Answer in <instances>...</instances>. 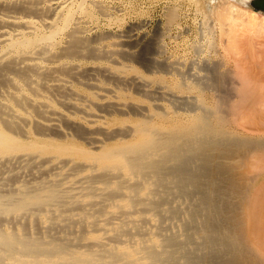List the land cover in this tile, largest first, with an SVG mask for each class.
Listing matches in <instances>:
<instances>
[{"label": "bare ground", "instance_id": "bare-ground-1", "mask_svg": "<svg viewBox=\"0 0 264 264\" xmlns=\"http://www.w3.org/2000/svg\"><path fill=\"white\" fill-rule=\"evenodd\" d=\"M70 1L0 0V264H264V136L237 129L264 131L259 0H207L231 66L174 81L201 96L183 117L131 100L128 83L145 77L119 61L124 49L91 44L90 1ZM85 56L112 62L82 70ZM85 76L104 81L73 91ZM207 88L240 101L208 103Z\"/></svg>", "mask_w": 264, "mask_h": 264}, {"label": "rangeland", "instance_id": "rangeland-1", "mask_svg": "<svg viewBox=\"0 0 264 264\" xmlns=\"http://www.w3.org/2000/svg\"><path fill=\"white\" fill-rule=\"evenodd\" d=\"M66 1L69 2V0H66ZM80 1L79 0H76V1L71 0L70 2L72 3V2H80ZM89 1H90L89 6H91L92 10H93L92 11L93 17H91V21H90V17H88L87 15H83V21H84L83 23L84 24L82 25V27H84V29L86 31L85 36H87V38H89V40L90 39L94 40L93 42H91V44L93 46L98 45L99 47L102 46V48L106 47L109 50L112 49V50H116V51H118L120 48H121L120 50L124 49L122 51L125 52V55H127L128 58L124 57V56H122V57L119 56L118 57L119 61L122 64H124L125 66H128V67L130 66L131 68H134L138 74L145 77V78H143L145 81L141 78L140 79L141 83H139V84L135 83L134 81L130 82L131 84L128 83L129 87H126L124 92L127 93L128 96L131 97L132 101H134V100L139 101L142 105H144L143 106L144 108L147 107L144 110L145 114L148 113V112H146L147 110L150 111V109H155V108L159 107L158 109H160V110L167 109L170 112L171 111L174 112V109H175L177 111L178 116H180V117L186 116V114L188 112L185 111V108L181 107V105H183L182 102L187 100L188 103H191V104L195 103V105H196L199 102V99H201V96L199 95L198 92L180 91V90L175 89L173 87L174 81H179V80L182 81L183 80L189 84L194 83V81L195 82H197V81L203 82V80H204V82H206V81L208 82V80L210 81V79L213 77V71L216 68L218 69V67H219L218 71L221 72L223 70V73L224 72L226 73L228 71V69H230L229 68L230 64L227 63L228 61L227 62L224 61L221 58V56L217 55L215 50H214V46H212L213 40L211 39V35L207 29V20L208 19H206L207 13L205 10L206 9L205 5H206L207 0H199V1L198 0H179V1H177V0H167V1L166 0H89ZM92 1H94L93 4L97 2L98 3L97 6L93 5L91 3ZM194 5H197L196 8ZM99 6L103 7V8L100 7V8H102V9H100L102 11L101 12L99 11L100 13L98 12ZM200 10H201V12H200ZM171 11H176V14H178V16L172 22L169 20V14ZM105 12H107L106 15H101L102 13H105ZM204 12H205L206 16L203 14ZM107 14H109V15H107ZM202 16H205V19ZM202 22H203V24H202ZM140 23H141V25H140ZM168 24H169V26H168ZM136 25H137V27H136ZM202 29H205L204 32L202 31ZM127 31H128V33H127ZM106 32H108V33L106 34ZM93 35H94V37H93ZM110 35H113V36H110ZM91 36H92V38H91ZM115 36H118V37H115ZM109 37H111V38H109ZM140 37H141V39L139 41L138 39ZM206 38H208V39H206ZM112 39L113 40L115 39V40L113 41ZM159 39H161V40L159 41ZM100 40H101V43H100ZM124 40H126V42L127 41L128 42L126 43ZM205 40H207V41L205 42ZM90 41H92V40H90ZM95 41L98 43H96ZM111 41H113V42H111ZM163 41L165 42V45L163 44L164 43ZM122 43H124V44H122ZM145 43H147V44H145ZM160 43H162V44H160ZM112 44H116V45L113 46ZM156 45L158 48L156 47ZM142 46H143V49H142ZM163 46H165V48ZM126 48H127V50H126ZM140 48H141L142 52L140 50V53H139ZM210 48H212L213 50ZM144 50H146L145 54L147 52V54H146L147 56L145 54L142 55ZM221 52H222V50H221ZM161 53H163V54L161 55ZM139 55H142V56L140 57ZM86 57L87 56H85L84 58H81V57L74 58V60L77 61L78 63H80L82 68L84 67L85 69H86V67H91V66L108 65L107 63L112 62L111 60L107 61L106 59L96 60L93 58L94 59L93 60L92 58L90 59V57H87V59H86ZM136 57L140 58V60L137 59ZM144 59H145V61H144ZM218 59L221 61H219ZM154 60H156V61H154ZM179 60H182V61H179ZM218 61H219V63L222 62V64L220 66H219ZM212 62H213V64H212ZM140 64H142V65H140ZM163 65L167 67V70H164V68H162ZM214 65H216V66H214ZM84 68L82 70H85ZM158 68H159V71L157 70ZM226 68H227V71H226ZM155 69L157 72L155 71ZM208 72H209V74H208ZM210 74H212V75H210ZM129 77H131V76H129ZM158 79L161 81L157 82L156 80H158ZM87 80H90V81H87ZM96 80H98V81H96ZM141 80L144 82H142ZM100 81L103 82L104 81L103 78H99V79L97 78V79L92 80L88 76H85V77H81V79L80 78L76 79V80L73 79L71 81L73 84L69 83V85L71 86L70 88H72L73 91L78 90L79 88L85 90V89L89 88V86H90L89 83H91V82L101 83ZM148 82H151V84ZM144 83H146V84H144ZM204 84H206V83H204ZM155 85L158 87H156ZM133 86H134V88H133ZM138 86H139V88H142V89H139ZM132 89H134V91ZM207 89H208L207 91L209 93H207L208 95H203V97L208 103L209 102L213 103V102L217 101L216 98H219L220 95H221V98L226 97V99H225L226 101H227V99H228V101L231 99L230 102H232V103H236V102L239 103V101H240V100L239 101L236 100V99H239V97L236 96V93L235 94L233 93L236 97L233 95V98H232V94L231 95L225 94L226 96H223L221 94V92H218L219 93L218 94L217 91L213 90V88H210L211 90L209 88H207ZM170 92H171V94H170ZM138 93H140V94L142 93L143 95L142 94L140 95ZM164 93L166 95L165 97L162 96V95H164ZM216 94H218V95L216 96ZM156 95H158V96H156ZM227 96H230V99ZM233 99H235V100L232 101ZM223 101H224V99H223ZM226 101H224V102H226ZM151 105H153V106H151ZM172 105H173V107H172ZM257 110H259V108ZM240 112H242V111H240ZM240 112H238V113H240ZM257 112H260V111H257ZM261 112H263V111H261ZM238 116H239V119H238L237 123H239V124L243 123V122H240V115H238ZM128 117L133 118L134 116L132 114H129ZM262 119H259V121L256 119H254V120H256L257 125H259L261 123H264V118H262ZM252 122L254 124L255 121H252ZM252 122H251V125L249 124L251 127L253 126ZM255 125H256V123H255ZM254 127L257 130L256 126H254ZM244 128H242V126H241V127H238L237 129L240 131L241 134H248V135H253V136H257V137L264 136V131H262L260 128H259V130H261L263 132V134L260 133V131H256V130L251 131L247 127L245 129ZM253 177L254 176L252 175L251 178H253ZM263 182H264V176L259 180L258 185L261 186V184H263ZM258 185H257V188L254 186L255 187L254 191H257L256 189H260V188H258ZM253 189H251L252 191H250L249 195H251V193H253ZM251 239H252V243H254V245L258 243L256 239H254V238H251Z\"/></svg>", "mask_w": 264, "mask_h": 264}, {"label": "water", "instance_id": "water-1", "mask_svg": "<svg viewBox=\"0 0 264 264\" xmlns=\"http://www.w3.org/2000/svg\"><path fill=\"white\" fill-rule=\"evenodd\" d=\"M257 6H258L259 8H261V9L264 10V0H259V1L257 2Z\"/></svg>", "mask_w": 264, "mask_h": 264}]
</instances>
